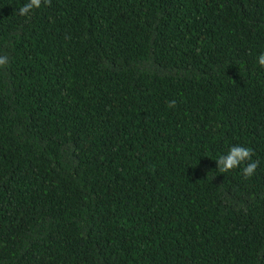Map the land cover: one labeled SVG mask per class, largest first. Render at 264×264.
Instances as JSON below:
<instances>
[{
    "label": "trees",
    "instance_id": "trees-1",
    "mask_svg": "<svg viewBox=\"0 0 264 264\" xmlns=\"http://www.w3.org/2000/svg\"><path fill=\"white\" fill-rule=\"evenodd\" d=\"M26 2L0 0V264H264V0ZM236 145L250 178L219 172Z\"/></svg>",
    "mask_w": 264,
    "mask_h": 264
},
{
    "label": "clouds",
    "instance_id": "clouds-1",
    "mask_svg": "<svg viewBox=\"0 0 264 264\" xmlns=\"http://www.w3.org/2000/svg\"><path fill=\"white\" fill-rule=\"evenodd\" d=\"M42 3L50 4L51 0H27L25 4H23L18 9V14L20 16L28 17L34 10L41 8ZM258 63L260 67L264 68V53H261L258 56ZM9 64V57L4 54H0V68H4ZM176 106V102L170 101L168 107L174 108ZM254 155V150L250 147H245L242 145L232 146L227 154L220 155L218 159H216L217 167L220 173H226L230 170L239 168L242 164L245 165L242 169L243 176L245 178H250L254 175L258 163L252 160ZM195 167V165L193 166Z\"/></svg>",
    "mask_w": 264,
    "mask_h": 264
}]
</instances>
